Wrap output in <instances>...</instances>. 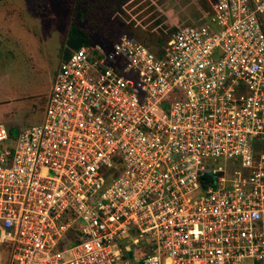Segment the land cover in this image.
Instances as JSON below:
<instances>
[{
	"label": "built area",
	"instance_id": "2783aa9c",
	"mask_svg": "<svg viewBox=\"0 0 264 264\" xmlns=\"http://www.w3.org/2000/svg\"><path fill=\"white\" fill-rule=\"evenodd\" d=\"M207 18L72 49L0 123V264H264V0Z\"/></svg>",
	"mask_w": 264,
	"mask_h": 264
},
{
	"label": "rangeland",
	"instance_id": "374dc122",
	"mask_svg": "<svg viewBox=\"0 0 264 264\" xmlns=\"http://www.w3.org/2000/svg\"><path fill=\"white\" fill-rule=\"evenodd\" d=\"M6 1L22 3L0 2V123L16 133L40 122L63 50L75 49L65 43L66 28L75 27L73 36L82 33L86 45L109 44L123 33L167 36L205 22L215 0Z\"/></svg>",
	"mask_w": 264,
	"mask_h": 264
},
{
	"label": "trees",
	"instance_id": "16d2710c",
	"mask_svg": "<svg viewBox=\"0 0 264 264\" xmlns=\"http://www.w3.org/2000/svg\"><path fill=\"white\" fill-rule=\"evenodd\" d=\"M0 1H2V0H0ZM76 30L77 29L75 27H70L69 29L66 28V32H65V36H66L65 39L66 40H65V43H70L75 49L79 48L82 45H86L87 43H90L88 40H86L84 38L82 33H78V37H79L78 39L76 37H74L73 34L75 33ZM174 30H176V29L171 30L167 36H164V33L162 32V30H160L161 33H159V34L155 33L154 31H152L151 34L152 35L154 34V36H152L153 38L147 39V38L140 37L139 40L143 44H145L149 49L155 51L158 54H161V52L163 51V46L165 45L167 39L169 38L170 34ZM69 53L67 51L63 50V53L61 55V57L62 56L63 57H62L60 62L64 61L67 58V56L69 55ZM59 65H60V63H59ZM46 99H47V97H46ZM46 99H45V102H46ZM45 102L43 104L42 110H44ZM8 129H9V133H10L11 137H14L16 135V133H14L12 131V129H10V128H8Z\"/></svg>",
	"mask_w": 264,
	"mask_h": 264
},
{
	"label": "crops",
	"instance_id": "0c3cea01",
	"mask_svg": "<svg viewBox=\"0 0 264 264\" xmlns=\"http://www.w3.org/2000/svg\"><path fill=\"white\" fill-rule=\"evenodd\" d=\"M1 2V4H3V5H5V6H7V7H14V6H19V5H21V4H17L16 2H9V1H6V0H2V1H0ZM13 4V5H12ZM8 31H10V30H8ZM6 32V31H5ZM7 33V32H6Z\"/></svg>",
	"mask_w": 264,
	"mask_h": 264
}]
</instances>
